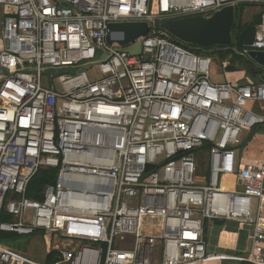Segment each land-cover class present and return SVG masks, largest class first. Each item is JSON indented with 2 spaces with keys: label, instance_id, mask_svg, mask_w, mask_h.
I'll list each match as a JSON object with an SVG mask.
<instances>
[{
  "label": "built area",
  "instance_id": "2783aa9c",
  "mask_svg": "<svg viewBox=\"0 0 264 264\" xmlns=\"http://www.w3.org/2000/svg\"><path fill=\"white\" fill-rule=\"evenodd\" d=\"M0 6L1 233L51 236L52 264H202L205 224L222 220L251 227L242 261L264 264V157L247 160L242 148L264 127V82L213 83V54L154 29L124 47L106 40L110 24L248 6L260 21L239 52L247 59L264 52V0ZM136 43L140 53H128ZM40 171L55 175L36 201L27 190ZM0 264L40 263L0 244Z\"/></svg>",
  "mask_w": 264,
  "mask_h": 264
},
{
  "label": "water",
  "instance_id": "95a60500",
  "mask_svg": "<svg viewBox=\"0 0 264 264\" xmlns=\"http://www.w3.org/2000/svg\"><path fill=\"white\" fill-rule=\"evenodd\" d=\"M234 21L235 11L232 7H228L210 18L190 17L161 20L154 22L151 27L145 22L110 24L106 40L109 44L117 43L124 47L154 29L165 32L181 43L199 48L230 47ZM140 51V43L128 49L130 54H139ZM247 59L255 68L264 71V52H250Z\"/></svg>",
  "mask_w": 264,
  "mask_h": 264
},
{
  "label": "trees",
  "instance_id": "16d2710c",
  "mask_svg": "<svg viewBox=\"0 0 264 264\" xmlns=\"http://www.w3.org/2000/svg\"><path fill=\"white\" fill-rule=\"evenodd\" d=\"M243 7L244 6L236 7L234 10L235 21L232 29V45L230 47L199 48L196 46L181 43L160 30H152L151 34L167 37L170 40L178 43L182 47L188 49L189 51H192L197 54H218L219 58L223 60L222 63L224 62L225 59L228 61V66L226 70L235 72V71H241L240 69H242L244 72H246L249 75L250 78L254 79L256 82H264V71L255 68L248 61V59H246V57L239 54V52L241 51L244 45L252 42L254 37L255 27L260 21V15H257L249 23L242 24ZM261 128L264 127H257L253 131H251L247 135L246 140L248 139V137L250 138L253 136V132ZM245 143L246 141L243 143L242 148L244 147ZM54 175H55L54 172L40 171L30 182L27 190V197L36 201L41 200L40 194L43 187L46 184H50L52 182V180L54 179ZM4 220H5L4 218L0 219V221H4ZM224 226H225V222L222 220L207 221L205 224V230L212 228L217 231H222L224 229ZM12 236L14 235H7L0 232V241H3V239L5 238H12ZM47 243L48 245H50L49 237L47 238ZM54 260L55 261L57 260L56 255L54 257Z\"/></svg>",
  "mask_w": 264,
  "mask_h": 264
},
{
  "label": "rangeland",
  "instance_id": "374dc122",
  "mask_svg": "<svg viewBox=\"0 0 264 264\" xmlns=\"http://www.w3.org/2000/svg\"><path fill=\"white\" fill-rule=\"evenodd\" d=\"M2 7V6H0ZM4 11L7 12V9L2 7ZM242 24H247L252 19H254L255 16L260 14V10L256 9L255 7H248L244 6L242 9ZM212 58V65L209 73V78L213 83H225V82H231L233 80H249L251 79L249 75L246 72L242 71H235L231 72L229 70H226L222 67V61L219 58L218 54H213L210 56ZM226 60V59H225ZM224 60V62H225ZM95 71L89 73V77L92 79L96 78ZM243 155L247 160L252 159H258L264 157V128L258 129L255 132H253L252 137H248L246 140V143L243 147ZM206 161L204 159L201 160V164L199 166V172L205 173L206 171ZM228 186H225V189H227ZM264 218V214L262 215ZM228 225L230 229L237 230L238 226L237 224L229 223ZM208 242H209V234H207ZM45 237L41 234H37L35 236L31 237H22V236H12L11 241H5L4 244L9 245L10 242H15L22 250H24L25 255L32 259L33 261L42 264L44 262V253L47 252V245L44 242ZM209 253H219L215 249L209 250L207 249ZM208 264V263H207Z\"/></svg>",
  "mask_w": 264,
  "mask_h": 264
},
{
  "label": "crops",
  "instance_id": "0c3cea01",
  "mask_svg": "<svg viewBox=\"0 0 264 264\" xmlns=\"http://www.w3.org/2000/svg\"><path fill=\"white\" fill-rule=\"evenodd\" d=\"M5 15H6V11H4L2 7H0V50H2V30H3V23H4ZM231 82L256 83V81L252 78L249 80L247 79L246 80L239 79L236 81L233 80ZM4 219L7 220L6 218ZM229 223L234 224V222H229ZM237 226H238V229L233 230V229H230L228 222H225V226L222 231H217L212 228L205 230V241L207 244V249L209 250L215 249L219 253L207 252L209 254L210 260L202 264H207V263L208 264H250L249 262L242 261V257H246V255L249 252L250 235H251L252 229L251 227H241L238 224ZM3 234H6V233H3ZM37 234H41L45 237L44 242L47 245V249H48L46 254L44 253V262L42 264H49L51 262L54 263L55 255L57 256V260H58L59 254L57 252H52L50 250L52 246V237L49 235H46L43 232H36L35 234L31 236H35ZM207 234H209V242H208ZM7 235H12V234H7ZM31 236H22V237H31ZM48 237L50 238V245H48L47 243ZM8 240L11 241V238L3 239V241H0V244L8 246L10 249L25 255L24 250H22L17 244H15V242H10L9 245L4 244V242ZM25 256L27 257V255Z\"/></svg>",
  "mask_w": 264,
  "mask_h": 264
}]
</instances>
